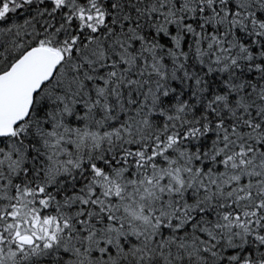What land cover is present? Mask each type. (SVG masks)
I'll list each match as a JSON object with an SVG mask.
<instances>
[{
    "label": "snow or ice",
    "instance_id": "obj_1",
    "mask_svg": "<svg viewBox=\"0 0 264 264\" xmlns=\"http://www.w3.org/2000/svg\"><path fill=\"white\" fill-rule=\"evenodd\" d=\"M0 264H264V0H0Z\"/></svg>",
    "mask_w": 264,
    "mask_h": 264
}]
</instances>
